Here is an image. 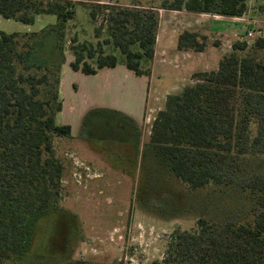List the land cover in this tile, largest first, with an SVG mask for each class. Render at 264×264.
<instances>
[{
    "label": "trees",
    "instance_id": "obj_1",
    "mask_svg": "<svg viewBox=\"0 0 264 264\" xmlns=\"http://www.w3.org/2000/svg\"><path fill=\"white\" fill-rule=\"evenodd\" d=\"M86 4L96 20V0H0L5 19L34 24L41 15L56 17L39 32L0 33V264L29 251L38 222L61 199L64 165L54 140L72 136L70 125L56 121L63 107V44L67 24ZM158 9L241 17L247 0H163ZM105 23L124 59L100 52L93 64L97 52L82 43L71 47V69L95 75L122 63L136 76H149L159 12L124 9ZM103 27L95 29L97 37ZM207 46L208 38L196 32L177 38L179 51ZM39 47L47 54L38 57ZM247 48L235 42L217 69L195 73V82L169 95L153 121L149 146L171 176L191 191L220 188L230 198L228 214L201 217L192 231L174 233L156 264H264V172L256 165L264 161V60L255 55L264 50V37L243 53Z\"/></svg>",
    "mask_w": 264,
    "mask_h": 264
},
{
    "label": "rangeland",
    "instance_id": "obj_2",
    "mask_svg": "<svg viewBox=\"0 0 264 264\" xmlns=\"http://www.w3.org/2000/svg\"><path fill=\"white\" fill-rule=\"evenodd\" d=\"M162 1L96 0V20L90 18L88 4L77 7L75 18L67 24L63 44L64 110L56 120L58 124L71 125L74 137L54 140L56 155L64 165L61 199L57 209L38 222L29 251L12 257L7 264H66L78 259L97 264L161 263L174 233L192 231L201 217L212 219L217 213L228 214V190L191 191L171 176L149 146L156 115L169 95L181 93L172 89L174 84L183 83L172 80L159 90V95L154 96L158 100L149 103L144 120L136 125L123 115L139 108L131 93L136 94L141 87L133 74V78L119 74L118 95H109L99 93L103 82L98 78L76 73L70 67L71 47L82 43H90L97 52L90 60L93 64L100 52L123 60L106 31V18L130 8L159 11ZM239 22H228L227 29L219 23L217 31L230 33L240 28L241 33H252L245 41L238 40L247 45L243 52L247 53L257 38L264 37V0H247V11ZM55 23L53 15H41L34 24L0 15V33L39 32ZM102 25L97 37L95 29ZM222 34L225 36L213 34V46H222L228 40L226 31ZM234 35L230 38L235 39ZM234 43L223 49H231ZM46 54L43 47L38 48V57ZM255 55L264 60V50ZM209 67L213 68V63ZM194 82L192 77L189 84ZM123 87H129V93L122 92ZM257 128L253 119L252 132L256 133ZM256 165L264 172V161Z\"/></svg>",
    "mask_w": 264,
    "mask_h": 264
},
{
    "label": "crops",
    "instance_id": "obj_3",
    "mask_svg": "<svg viewBox=\"0 0 264 264\" xmlns=\"http://www.w3.org/2000/svg\"><path fill=\"white\" fill-rule=\"evenodd\" d=\"M158 12L159 26L156 38L154 58L151 62V65L149 66V76H136L122 63H119L114 68H104L95 75H86L95 76L100 82H103V84H101L99 88V93L103 92L104 94L118 95L117 92L119 91V85L117 84V78L119 77V74L128 76V78H133L130 77V74H133L136 81L138 82V86L141 87L136 94L131 93L134 95L135 101H137V103L139 104V108L137 109V111L133 110L131 111L132 113L127 112L123 115H125L128 120L136 125L144 120L145 111L148 108L149 103L153 100H158V98L154 96L155 94H158L159 90H161L163 87H166V85H168V83L173 80L175 83H183L182 86H180V84H178L179 86L174 84L172 88L175 91L182 92L184 87L192 82V77L195 73L212 70L215 67L218 68V64L222 56L232 51V48L225 50L223 49V47L226 44L228 47H231L229 45L230 42H237L241 37H245L246 34L241 33L240 28L238 31L233 30L230 33L225 30L227 34L226 37H229L227 38L228 40L225 43L223 41L222 46H213V34L217 33V35L219 36H225V34H222L225 33V31H217V29H220L219 23H223V26H226L227 29L229 28L228 22L233 21L240 23L239 21L242 20L245 14L241 17H226L218 14L190 13L185 10L162 11L159 9ZM184 31L196 32L201 35H205L208 38V46L206 47V49L203 52L179 51L177 49V38ZM234 33L237 35H234ZM231 35H234L236 38H230ZM212 63L213 68L209 67ZM62 84L63 79L60 89V97L62 99L63 106L61 112H63L64 110V99L62 98L61 94ZM123 88L124 89L122 92H126V94L129 93V87H127V89L125 87ZM71 137H74V135H72Z\"/></svg>",
    "mask_w": 264,
    "mask_h": 264
},
{
    "label": "built area",
    "instance_id": "obj_4",
    "mask_svg": "<svg viewBox=\"0 0 264 264\" xmlns=\"http://www.w3.org/2000/svg\"><path fill=\"white\" fill-rule=\"evenodd\" d=\"M252 36V33H248V34H245V37L243 36V37H241L240 39H239V41H245V39L247 38V37H251ZM245 38V39H244Z\"/></svg>",
    "mask_w": 264,
    "mask_h": 264
}]
</instances>
